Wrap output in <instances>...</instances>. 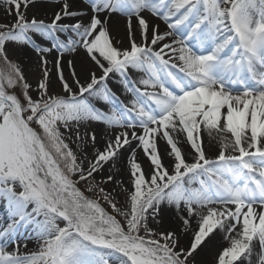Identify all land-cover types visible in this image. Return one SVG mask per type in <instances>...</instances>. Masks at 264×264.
<instances>
[{"label":"snow or ice","instance_id":"snow-or-ice-1","mask_svg":"<svg viewBox=\"0 0 264 264\" xmlns=\"http://www.w3.org/2000/svg\"><path fill=\"white\" fill-rule=\"evenodd\" d=\"M51 2L59 10L40 18L27 15L37 0H0L15 17L0 23V264H205L206 250L213 264H264V0ZM121 18L126 45L113 35ZM25 46L38 58L35 86L11 58ZM128 150L131 188L118 178ZM167 210L178 230H159ZM21 239L37 250L21 251Z\"/></svg>","mask_w":264,"mask_h":264},{"label":"bare ground","instance_id":"bare-ground-1","mask_svg":"<svg viewBox=\"0 0 264 264\" xmlns=\"http://www.w3.org/2000/svg\"><path fill=\"white\" fill-rule=\"evenodd\" d=\"M76 3V8H74L73 10H78L81 7H85L84 5V0H75ZM60 5L59 4H55L52 3L51 0H37V5L35 7H31L32 8L29 13L28 16L31 17L33 15H37L40 18H50L53 14L54 11H58L59 10ZM147 19L153 24L156 25L158 24L160 26V30L164 31L166 30V25L164 24V22L162 20H160L159 18L152 16L150 13H146L145 14ZM65 22H74L72 20H66ZM113 23L116 25L117 30L114 31L113 35L116 36L117 39H121L124 40L125 45L127 44V40L124 39L125 34H126V28H125V21L123 18L119 19V20H114ZM31 49L28 47H22L21 49V57L23 58V60H25V65L26 68L30 69L34 64H37V60H36V56L30 51ZM48 59L51 63L52 61V55L48 56ZM68 59V57H65V61ZM84 57H83V53H81V55L79 57L76 58L77 61V70H79L80 67V63L81 61H83ZM65 75L68 76V70L65 64ZM136 74H134L135 77ZM110 86L113 88V91H115L117 93L118 96H120L121 100H124L125 102H127L130 99V96L124 93V90L122 88V86L118 83H112L110 82ZM54 91H60L59 87L55 88ZM99 104V103H98ZM99 105H101L102 109H104L105 111H107L108 106L104 105L102 103H100ZM90 131L94 130L96 137H97V142H96V147L98 148H103L104 143H105V136H104V126L102 124H98V123H93V125H91V128L89 129ZM83 131V130H82ZM202 139H203V146L205 148L206 154L209 157L214 158L218 151H219V144L216 140L214 139H210L207 135V133H203L202 134ZM182 147L183 152L186 154V157L188 159H191L192 156V149L190 147V145H188L187 143H181L180 145ZM90 147V146H89ZM133 147H135V142H133ZM158 147L161 151V154L163 156V161L166 165H170L171 163V158L167 156L166 153V142L163 140L158 141ZM130 156V150L128 151H124L123 156L120 159L119 162V167L121 169V172L119 174V177L123 176V181L126 187L131 188V184L129 183V173H128V163H127V159ZM137 161L139 163H141L142 168L144 169L145 173L150 172V166H149V161L147 160V158L144 156L143 152L140 151L139 149L137 150ZM108 173V166L105 165V169H104V175L107 176ZM118 199L120 200L121 204H123L124 202V194L121 193L118 196ZM7 218H8V209L7 206L3 205V203H1L0 201V222H7ZM153 227H157L155 224H153ZM193 227H195V223H193ZM178 230L179 229V222L175 219V212L173 210H167L165 211L164 215H163V219H162V223L161 225H159V230L164 231V230ZM23 240V239H21ZM188 238L186 237L182 243H187ZM221 241V236L217 235L215 237V239L213 240V244H212V250H217L220 247L224 246L220 243ZM23 243L24 241H21V247L22 250L21 251H26V252H30L31 250V244L35 243V240H28L27 241V248L23 247ZM226 244V242H225ZM13 247V245H12ZM8 251L9 248H7ZM201 258L205 261V264H213L212 261V255L210 254V252L208 250H206L204 253L201 254Z\"/></svg>","mask_w":264,"mask_h":264},{"label":"rangeland","instance_id":"rangeland-1","mask_svg":"<svg viewBox=\"0 0 264 264\" xmlns=\"http://www.w3.org/2000/svg\"><path fill=\"white\" fill-rule=\"evenodd\" d=\"M32 8H30L29 7V9H28V12H27V15H28V13H29V11L31 10ZM151 14V13H150ZM14 19H15V17L14 16H11V15H7L5 12H4V9H3V6H0V23H5V24H11L12 22H14ZM63 38V37H62ZM37 43H40L42 46H48V42L47 41H42V40H40L39 38H37ZM21 49H22V47H17V48H15V50H14V54L11 56V58L12 59H14V60H16L17 62H19L20 64H21V66H22V69H23V71L25 72V75H26V77H27V79L29 80V81H31L32 82V84H33V86H35V84H36V82H37V79L39 78V72H38V70H37V64H34L30 69H28V68H26V65H25V60H23V58L21 57ZM11 50V49H10ZM32 50V49H31ZM30 50V51H31ZM35 56H36V54H35V52L32 50L31 51ZM37 57V56H36ZM38 58H36V60H37ZM34 96L36 95V93L35 92H33L32 93ZM100 104V103H99ZM97 105L98 107H102L101 105ZM93 125V124H92ZM74 150L76 149V144H71L70 145ZM86 151L88 152V154L91 156V154H92V148L91 147H88L87 149H86ZM123 176L124 175H122V176H120V177H118L119 179H122L123 180ZM98 179H99V177H98ZM114 187H116V185H114V184H112V183H109V184H107V185H105V188L107 189V190H109V191H111L112 190V188H114ZM1 201V203H3V205H5L6 206V204H5V202L4 201H2V200H0ZM101 203L103 204V206H105L106 208H108V210L109 211H111V209L108 207V205H106V204H104V202L103 201H101ZM122 205V204H121ZM21 241H23V240H21ZM12 245L13 244H9L8 245V248H9V250H11V251H13L14 249H15V245H13V247H12ZM37 244H36V242L35 243H32L31 244V251H36L37 250ZM21 250H22V247H21Z\"/></svg>","mask_w":264,"mask_h":264}]
</instances>
